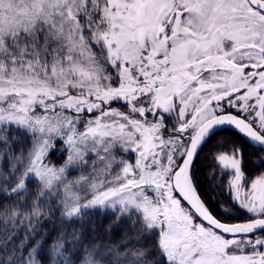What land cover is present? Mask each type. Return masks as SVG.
Returning a JSON list of instances; mask_svg holds the SVG:
<instances>
[{"label":"snow or ice","instance_id":"obj_1","mask_svg":"<svg viewBox=\"0 0 264 264\" xmlns=\"http://www.w3.org/2000/svg\"><path fill=\"white\" fill-rule=\"evenodd\" d=\"M225 126L259 151L251 175L238 145L213 155L229 175L221 219L192 165ZM0 128L31 143L7 175L0 156V201H13L0 264H264V0H0ZM53 205L81 225L41 256L35 225ZM99 209L138 223L157 259L85 245Z\"/></svg>","mask_w":264,"mask_h":264},{"label":"trees","instance_id":"obj_2","mask_svg":"<svg viewBox=\"0 0 264 264\" xmlns=\"http://www.w3.org/2000/svg\"><path fill=\"white\" fill-rule=\"evenodd\" d=\"M115 105V104H114ZM7 138V144L4 143V138ZM223 140L224 144L222 147L218 146V141ZM232 144L238 145L243 149L244 161L243 166L249 175L252 174L253 164L255 163L254 157L258 153V149L252 147L241 135L236 134L231 129H221L218 130V134L212 136L208 142L203 146L202 150L199 151L193 166L192 172L196 181V186L200 195L203 197L208 206L214 211V213L224 219L218 210V205L225 204L227 201L224 193L222 191L218 192L214 189V186H220L223 170L217 165V162L212 158L217 152H223L229 149ZM30 140L25 137L22 133L18 132L15 128L11 130L9 128H0V156L3 157V175L8 174V169L10 167L8 163V158L11 157L13 160L20 155H27V150L30 148ZM264 155V153H260ZM54 153L50 154L53 157ZM15 181H13L8 187H14ZM35 182L28 185L29 190L34 188ZM11 200L0 201L2 203H12ZM27 203L30 205L31 200L29 199ZM42 212L47 213V207H43ZM2 211V209H0ZM111 213L101 214L98 212H92L88 214L84 223L85 226L82 229L84 231V244H99L106 245V240L109 238L111 242H119L122 236H129L133 231L139 232V226L137 224L129 223L127 220H118L111 217ZM76 221L61 222L60 212L53 205L52 214L45 215L41 217L40 223L36 226V237L39 239L42 236H46L43 242V248L40 255L46 256L47 250L50 248L51 244L55 238L64 231L70 230L72 223ZM35 223V222H33ZM17 227L19 229L18 235L14 243H18L25 235L27 229V223L25 225H19L17 222ZM13 229L11 223L4 224L0 223V238L10 232ZM72 229V228H71ZM35 239L29 240L28 243L31 245L35 242ZM11 249L12 245H8ZM102 247V246H101ZM84 251L81 249L80 257L83 255ZM27 253L25 252V255ZM153 260L157 259L154 251L148 250L147 259ZM80 258H76L75 264H78Z\"/></svg>","mask_w":264,"mask_h":264},{"label":"rangeland","instance_id":"obj_3","mask_svg":"<svg viewBox=\"0 0 264 264\" xmlns=\"http://www.w3.org/2000/svg\"><path fill=\"white\" fill-rule=\"evenodd\" d=\"M113 106L119 107V105H113ZM63 147H64V145L62 144V142H60V141L56 142L55 149L50 152V154L54 153V156L50 157V154L48 156V161H50L51 164L59 166V165L64 163V160L67 157V152H62ZM78 175H80V170L72 171L71 175L68 176V179H70V180L74 179ZM228 179H229V175L223 176L220 186L219 187L214 186V189L217 191V194H218V192L222 191L224 193V195H226L225 198L227 201H225L224 203H225V205H229V207H230L231 206L229 204L230 193H229V189L227 188ZM94 212H98V213H101L103 215L106 213H111V215H112L111 217H113L114 219L116 218V221L127 220V219H118V217H120V212L118 209L115 212H113L111 209H99V210H95ZM133 219H135V216H133ZM80 225H81L80 221H76V223L73 222L72 226H70V230L68 229L67 231L71 232V230L74 227L80 228ZM137 225L139 226V224H137ZM84 226H85V223L83 222V228H84ZM109 238L105 241L106 245L117 246V249L120 252H124L125 250H128L129 254L131 252H137L141 249L151 251V249L155 243L154 240L145 239L144 234L141 233L140 231L139 232L133 231L132 234L129 236H122L121 239L119 240V242H114V241L111 242V240ZM103 245H100V246L103 247ZM84 255H85V253H83V255L81 257H83ZM153 260H155V259H153ZM78 264H81V260L79 261ZM121 264H126V261H121Z\"/></svg>","mask_w":264,"mask_h":264},{"label":"water","instance_id":"obj_4","mask_svg":"<svg viewBox=\"0 0 264 264\" xmlns=\"http://www.w3.org/2000/svg\"><path fill=\"white\" fill-rule=\"evenodd\" d=\"M222 128H230V127H227V126H225V127H222ZM221 128V129H222ZM230 129H232V128H230ZM219 130V129H218ZM197 157V156H196ZM196 159V158H195ZM195 159H194V161H195ZM194 161H193V163H194Z\"/></svg>","mask_w":264,"mask_h":264}]
</instances>
